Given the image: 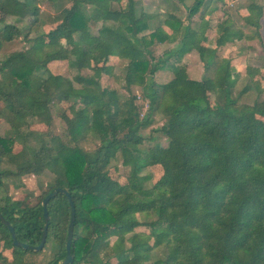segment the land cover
Masks as SVG:
<instances>
[{
	"label": "trees",
	"instance_id": "1",
	"mask_svg": "<svg viewBox=\"0 0 264 264\" xmlns=\"http://www.w3.org/2000/svg\"><path fill=\"white\" fill-rule=\"evenodd\" d=\"M39 1L0 0V49L19 37L26 45L0 61V119L8 126L0 137V166L16 165L20 176L43 169L54 176L53 185L31 207L3 200L0 215L16 241L29 247L39 244L41 201L60 188L69 193L74 208L70 264H100V254L107 260L104 264H142L149 261V250L160 246L164 257L151 264H264V100L246 105L232 97L238 79L230 68L231 57L221 52L242 35L230 16L221 13L225 0H190L188 7L184 0H166L170 8L173 1L181 4L183 20L194 27L183 25L170 9L148 35H140L149 25L136 15L138 0H64L68 5L52 15ZM61 1L44 0L53 6ZM263 8L251 1L241 18L242 28L257 39ZM214 12L222 15L213 26L202 22ZM23 22L22 29L17 27ZM97 23L101 26L94 35L90 26ZM178 35L176 47L153 59L152 40L174 41ZM99 52L126 64L125 96L100 87L99 78L109 76L112 68L100 65ZM190 52L196 53L203 70L199 81L189 79L181 63ZM60 61L75 71L71 79L49 72L47 66ZM261 68L264 73V59ZM84 71L89 74L82 75ZM160 71L170 78L157 85L152 77ZM208 84L216 96L214 105ZM132 87L147 101L145 117H139ZM60 104H68L73 114L60 115L64 141L27 128L26 121L37 118L48 126L50 107ZM153 114L164 119L151 131L164 138V146L141 150L145 139L139 132L149 127ZM88 134L97 142L91 152L76 145ZM17 144L22 147L14 155ZM117 154L128 170L124 188L106 171ZM152 166H159L162 174L146 189L141 174ZM12 175L0 169V184ZM46 210L41 250L52 244L46 264H58L65 257L66 198L57 194ZM148 213L155 219L143 225L148 228L143 240L152 238L151 246L133 232L142 226L135 216ZM110 238L116 239L115 247L108 245ZM0 240L1 248L11 249L12 264H25L22 259L35 254L13 247L1 224Z\"/></svg>",
	"mask_w": 264,
	"mask_h": 264
},
{
	"label": "rangeland",
	"instance_id": "2",
	"mask_svg": "<svg viewBox=\"0 0 264 264\" xmlns=\"http://www.w3.org/2000/svg\"><path fill=\"white\" fill-rule=\"evenodd\" d=\"M166 0H148L145 5L140 4V6L136 7V14L138 17H141L149 25V29L145 32H141L140 35H148L153 31L156 26L160 25V22L164 19L163 12L166 10H170L169 12H173L178 19L182 20L183 25L190 24L191 26L195 23H190L189 21L183 20L185 17V11L183 10L182 5L177 3L176 1L171 2V8L165 3ZM256 1L258 5L263 4L264 0H225L224 8L221 13H225L227 16L234 21V24L238 29L242 38H235V42L233 44H227L221 52L223 57H231L230 68L233 75L238 79L237 85L232 93V97L236 99L239 104L251 105L255 101L264 100V73L262 71V64L264 59V8H263V16L261 22L259 23V37L258 39L254 37L252 31L245 30L242 25L241 18L246 14V6L251 2ZM191 4L190 0L186 1L185 6L188 7ZM40 8L52 14H55L61 6H67L68 3L66 1H61L58 4H54L53 6L49 3H45L44 0H40L39 4ZM160 9L159 12L156 10ZM220 12V11H219ZM219 12H214L211 17L204 16L202 17V22L207 23V25L213 26L216 17H220L222 14ZM200 15V12H199ZM199 15H196L194 19H198ZM162 16V17H159ZM150 17V18H148ZM205 17H208L205 19ZM224 19V18H223ZM219 20V18H218ZM217 20V21H218ZM9 23H13V20H8ZM195 22V21H194ZM210 22V23H209ZM26 23L17 24V27L23 28ZM105 25H109L108 23ZM101 24H92L90 26V32L94 35ZM214 29V28H213ZM162 31L164 33L170 34V31L163 27ZM24 33V29L22 30ZM213 36H216V33L212 32ZM23 35V34H22ZM251 35V36H250ZM33 37V36H29ZM244 37V38H243ZM245 37H250V39H245ZM161 39V38H160ZM180 35L175 36V39H167V40H155L151 41V54L153 59H157L162 55L164 51H168L176 47L179 42ZM25 44L22 41V37L16 38L10 43H3L0 49V61L4 58H7L11 54L15 52H20L25 49ZM98 61L100 65H110L112 68L111 74L109 76H103L99 78V85L101 88H108L112 90H116L120 95L125 96L126 92L122 86V78L125 72L126 64L116 58H106L102 52L98 54ZM181 63L185 67L186 74L189 79L199 81L203 76V70L200 62L198 61V57L196 53L190 52L186 54ZM49 72L53 75H60L67 78H72L75 74L73 69L67 67L66 62H52L47 66ZM89 74L87 71L82 72V75ZM249 77H248V75ZM170 78V73L167 71L156 72L152 80L157 84L161 85L168 81ZM76 87V85H74ZM246 88L244 93H241L243 89ZM130 92L134 97V104L138 107L139 117H145L147 114L148 104L145 99L142 98L141 92L137 87H132ZM207 93L209 97V102L211 105L216 104V96L213 93L212 85H207ZM66 114L67 116L73 117V114L69 111L68 104H60V105H52L50 107V122L49 125L46 126L43 118H37L34 120H27L26 125L27 128L31 130H35L41 134H55L61 136V139L64 141V128L62 120L60 119V115ZM150 125L148 128L141 130L139 134L143 139H145V143L139 146V149L145 150L149 146H164V138L158 134L151 132L154 129L161 126L164 122V119L159 114H153L150 117ZM8 130L7 124L0 119V137H3ZM26 131L25 128L22 130ZM44 137V136H43ZM77 147H79L82 151L91 152L97 146V142L91 134H88L83 139H80L76 143ZM21 145L17 144L12 148V153L14 155L18 154L21 150ZM2 167V168H1ZM6 168V170L12 171L14 175L10 176L7 179L2 180L0 184V207L3 205V200L5 198L10 199L11 201H21V207H31L35 205L39 200V195L44 193L47 189H49L53 185L54 176L46 169L41 170L37 175L27 174L25 176L16 175V165L13 164H4L0 166V169ZM108 176L117 181L120 186L125 187V176L128 173V170L121 166V160L119 154L115 156V158L110 162V164L106 168ZM162 174L161 168L159 166L148 167L143 170L141 176L146 177V181L144 182V188L150 189L153 184H155ZM136 220L141 223L142 226L134 229V233L140 237L141 240L144 237L148 236V228L143 226L147 223L152 222L155 217L152 213L148 214H140L135 216ZM145 241L149 246L152 245V238L148 241ZM161 241L163 239L161 238ZM110 247H115L116 239L110 238L107 241ZM1 240H0V264H12V254L11 249L1 248ZM125 248L128 247V244L124 245ZM33 252V251H31ZM164 248L162 246L155 247L149 250V261L142 264H151L155 260L162 259L164 257ZM35 253L33 256H25L22 259V263L25 264H46L52 257V244H48L43 250ZM100 264H104L105 260L101 254L97 257Z\"/></svg>",
	"mask_w": 264,
	"mask_h": 264
},
{
	"label": "water",
	"instance_id": "3",
	"mask_svg": "<svg viewBox=\"0 0 264 264\" xmlns=\"http://www.w3.org/2000/svg\"><path fill=\"white\" fill-rule=\"evenodd\" d=\"M57 194H62L66 198V201L69 207V220H68L66 238H65V244H64L65 257L58 264H70L72 261V256L70 254V244H71V239H72L73 222H74V208H73V205L70 199V195L66 190L60 189V188L54 189L52 192L48 193L41 201L42 217H43L44 224H43L39 244L36 247H29L25 244L17 242L15 239L12 227L1 215H0V224L8 232L13 247L20 248L23 251L25 250H30L33 252L40 251L45 243V238H46L47 220H48L46 204L50 199L54 198Z\"/></svg>",
	"mask_w": 264,
	"mask_h": 264
},
{
	"label": "crops",
	"instance_id": "4",
	"mask_svg": "<svg viewBox=\"0 0 264 264\" xmlns=\"http://www.w3.org/2000/svg\"><path fill=\"white\" fill-rule=\"evenodd\" d=\"M147 1H148V0H138V1H136V7L140 6V4L145 5V3H146ZM154 1L157 2V1H159V0H154ZM186 1H187V0H184V5H185ZM156 10H158L157 12L160 11L159 8H157ZM136 15H137V14H136Z\"/></svg>",
	"mask_w": 264,
	"mask_h": 264
}]
</instances>
